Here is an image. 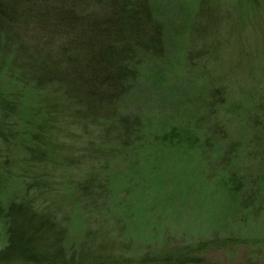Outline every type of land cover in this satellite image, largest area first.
<instances>
[{"label": "trees", "instance_id": "obj_1", "mask_svg": "<svg viewBox=\"0 0 264 264\" xmlns=\"http://www.w3.org/2000/svg\"><path fill=\"white\" fill-rule=\"evenodd\" d=\"M163 16L155 0H0V192L8 174H20L24 193L18 204L0 200V219L10 225L0 258L71 264L65 251L50 259L31 255L30 248L31 233L55 226L52 216L38 211L40 198L75 174L86 175L63 189L65 207L84 210L73 218L78 226L84 213L97 211L104 220L146 229L155 206L147 202L160 204L167 174H173L172 196L193 189L207 213L220 200L236 221L239 209L250 206L234 170L200 175L203 148L215 159L230 156L217 131L226 115L215 117L211 102L195 106L180 126L153 109L127 112L132 99L144 101L136 90L141 86L174 99L177 77L166 54L172 33ZM132 162L136 168L129 170ZM54 171L62 174L56 184L49 183ZM17 219L18 228L26 221V230L14 229ZM62 221L56 242L72 224L69 215Z\"/></svg>", "mask_w": 264, "mask_h": 264}, {"label": "rangeland", "instance_id": "obj_2", "mask_svg": "<svg viewBox=\"0 0 264 264\" xmlns=\"http://www.w3.org/2000/svg\"><path fill=\"white\" fill-rule=\"evenodd\" d=\"M155 2L172 33L171 53L166 50V54L170 57L168 68L177 77L175 96L170 102L154 95L150 86H141L136 90L144 101L132 99L127 112L139 114L153 109L162 117L172 115L174 124L180 126L188 121L195 106L211 102L215 117L226 115L217 131L228 143L230 156L215 159L211 149L203 148L200 175L234 170L241 182L240 194L250 195V206L239 209L241 221L228 217L219 198L220 203L207 208V213L193 189L182 197L172 196L173 174H167L160 204L147 202L155 206L150 207V226L146 229L132 221L122 224L104 220L97 211L84 213L83 223L78 226L73 218L84 210L65 207L66 178L60 188L54 185L52 189L51 184L40 198L38 211L45 210L52 216L55 226L51 232L42 231L36 236L31 233V255L43 254L51 259L65 251L72 255L71 264H264V0ZM73 156L68 159L75 160ZM7 160L9 166L14 165L11 158ZM20 165L25 168V164ZM130 168L133 170L136 164L132 162ZM8 175L0 192L4 206L12 199L18 204L24 195L20 174ZM49 175V183L56 184L62 174L54 171ZM80 175L86 174L69 176L67 188L82 181ZM25 213L32 211L27 209ZM67 215L72 219L68 235L56 242L55 232L63 227L61 220ZM21 225L18 228L17 219L14 229L18 232L28 227L26 221ZM225 225L228 228L223 229ZM9 227V219H0V254L7 246ZM224 232L227 237L221 234ZM25 236L21 238L23 244L29 233ZM17 243L20 246L19 240ZM0 264L25 263L0 258Z\"/></svg>", "mask_w": 264, "mask_h": 264}, {"label": "bare ground", "instance_id": "obj_3", "mask_svg": "<svg viewBox=\"0 0 264 264\" xmlns=\"http://www.w3.org/2000/svg\"><path fill=\"white\" fill-rule=\"evenodd\" d=\"M10 228V227H9Z\"/></svg>", "mask_w": 264, "mask_h": 264}]
</instances>
